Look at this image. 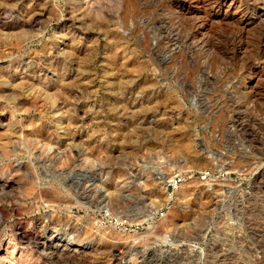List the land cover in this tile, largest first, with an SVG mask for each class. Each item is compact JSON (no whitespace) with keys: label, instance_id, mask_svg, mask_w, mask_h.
<instances>
[{"label":"rangeland","instance_id":"374dc122","mask_svg":"<svg viewBox=\"0 0 264 264\" xmlns=\"http://www.w3.org/2000/svg\"><path fill=\"white\" fill-rule=\"evenodd\" d=\"M263 30L264 0H0V264H264Z\"/></svg>","mask_w":264,"mask_h":264},{"label":"built area","instance_id":"2783aa9c","mask_svg":"<svg viewBox=\"0 0 264 264\" xmlns=\"http://www.w3.org/2000/svg\"><path fill=\"white\" fill-rule=\"evenodd\" d=\"M208 174H204L201 176L202 180H205ZM183 177L181 175H173L172 178H170L168 180V184H167V189H170V192H174L176 190H178L179 186L182 184L183 182ZM157 218H163L164 217V213L161 211L156 215ZM116 223V222H115ZM115 225V229L117 230V232L122 233V234H130V233H135L137 232L140 228L138 225H132L130 223H128L126 220L122 221V222H117ZM123 264H131V262L127 261L126 263Z\"/></svg>","mask_w":264,"mask_h":264},{"label":"bare ground","instance_id":"6f19581e","mask_svg":"<svg viewBox=\"0 0 264 264\" xmlns=\"http://www.w3.org/2000/svg\"><path fill=\"white\" fill-rule=\"evenodd\" d=\"M189 24V23H188ZM238 34V33H237ZM262 38H264V30L261 32V35H260ZM255 37V36H254ZM260 37V38H261ZM170 39V38H169ZM238 40H240V39H238ZM259 40V39H258ZM209 42V41H208ZM263 42V41H262ZM235 43V42H234ZM250 43V42H249ZM252 43V42H251ZM255 43V42H254ZM254 43H252V45L254 44ZM257 43V42H256ZM248 44V43H247ZM260 44H261V41H260ZM207 45V44H206ZM159 46V45H158ZM204 46H205V44H204ZM212 46H213V44H212ZM257 46V45H256ZM258 47V46H257ZM233 48V47H232ZM256 48V47H255ZM233 52V51H232ZM255 52V51H254ZM253 52V53H254ZM219 55V54H218ZM244 64V63H243ZM247 65V64H246ZM243 66V65H242ZM241 66V67H242ZM245 67V66H244ZM244 67L242 68V69H244ZM249 67V66H248ZM242 69H241V71H242ZM245 69H246V67H245ZM244 69V70H245ZM244 72V71H243ZM247 75V74H246ZM249 75V74H248ZM253 98V97H252ZM17 235H19V237H20V239L21 240H24V241H27V240H25V239H27V238H31L32 239V241L34 242L35 240H36V234H33V235H30L29 234V232H27V231H20V232H18V234ZM20 240V241H21ZM31 242V241H30ZM29 242V243H30ZM26 243V242H25ZM27 244V243H26ZM25 244V245H26ZM60 247H62V244H61V242L60 243H58V245L56 246V248L55 249H57V248H60ZM61 251H67V253H69L68 251H70V250H68V247L67 248H65V247H63V250H61ZM71 251H72V249H71ZM73 252V251H72ZM55 256V255H54ZM53 256V257H54Z\"/></svg>","mask_w":264,"mask_h":264}]
</instances>
